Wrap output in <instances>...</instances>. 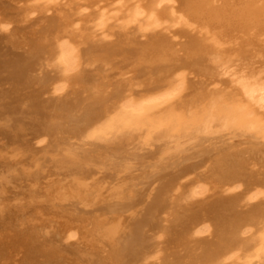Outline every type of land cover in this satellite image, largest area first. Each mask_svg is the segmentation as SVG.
Instances as JSON below:
<instances>
[{
    "label": "bare ground",
    "instance_id": "bare-ground-1",
    "mask_svg": "<svg viewBox=\"0 0 264 264\" xmlns=\"http://www.w3.org/2000/svg\"><path fill=\"white\" fill-rule=\"evenodd\" d=\"M263 44L264 0H0V264H264Z\"/></svg>",
    "mask_w": 264,
    "mask_h": 264
},
{
    "label": "rangeland",
    "instance_id": "rangeland-1",
    "mask_svg": "<svg viewBox=\"0 0 264 264\" xmlns=\"http://www.w3.org/2000/svg\"><path fill=\"white\" fill-rule=\"evenodd\" d=\"M260 3H263V2H260ZM253 28H254V30H253ZM253 28H251V29H249V30H247L246 31V34H248V33H250V31L252 32V37L251 38H254L255 39V41L257 40V36H258V32L255 30V27L253 26ZM254 31H255V33H254ZM254 33V34H253ZM257 33V34H256ZM251 34V33H250ZM250 34H248V35H250ZM238 35H240V34H238ZM255 35V36H254ZM257 42V41H256ZM255 43V42H254ZM258 45H259V43H258ZM264 45V44H263ZM257 47V46H256ZM263 48H264V46H262ZM258 48V47H257ZM260 49V48H259ZM262 49V48H261ZM257 51V50H256ZM255 50H253V51H249L248 52V54H246V56L245 55H243V54H241V56H240V59H242V60H244V61H246L248 64H250V67L252 68V69H263V67H264V50L262 49V53H263V57L262 58H258V57H256V58H254L255 57ZM242 57H244V58H242ZM249 60V61H248ZM251 60H253V61H251ZM252 62V63H251ZM257 64V65H256ZM260 64V65H259ZM253 66H254V68H253ZM259 66V67H258ZM196 79V78H195ZM206 80V79H205Z\"/></svg>",
    "mask_w": 264,
    "mask_h": 264
}]
</instances>
